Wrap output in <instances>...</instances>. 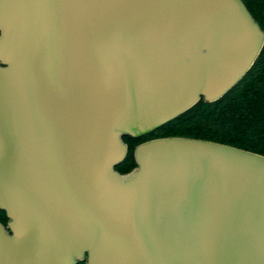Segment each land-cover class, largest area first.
<instances>
[{"label": "water", "instance_id": "95a60500", "mask_svg": "<svg viewBox=\"0 0 264 264\" xmlns=\"http://www.w3.org/2000/svg\"><path fill=\"white\" fill-rule=\"evenodd\" d=\"M264 48L242 0H0V264H264V156L135 146Z\"/></svg>", "mask_w": 264, "mask_h": 264}, {"label": "trees", "instance_id": "16d2710c", "mask_svg": "<svg viewBox=\"0 0 264 264\" xmlns=\"http://www.w3.org/2000/svg\"><path fill=\"white\" fill-rule=\"evenodd\" d=\"M242 2L264 31V0ZM168 137L207 140L264 156V48L246 76L219 101L212 104L200 101L142 138L124 137L128 154L115 170L125 174L135 167L133 150L138 144ZM6 222L4 212L0 211V223Z\"/></svg>", "mask_w": 264, "mask_h": 264}]
</instances>
